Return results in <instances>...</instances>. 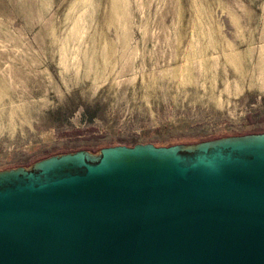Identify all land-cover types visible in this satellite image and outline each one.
I'll list each match as a JSON object with an SVG mask.
<instances>
[{"label":"rangeland","instance_id":"374dc122","mask_svg":"<svg viewBox=\"0 0 264 264\" xmlns=\"http://www.w3.org/2000/svg\"><path fill=\"white\" fill-rule=\"evenodd\" d=\"M264 130V0H0V170Z\"/></svg>","mask_w":264,"mask_h":264},{"label":"water","instance_id":"95a60500","mask_svg":"<svg viewBox=\"0 0 264 264\" xmlns=\"http://www.w3.org/2000/svg\"><path fill=\"white\" fill-rule=\"evenodd\" d=\"M0 264H264V132L2 169Z\"/></svg>","mask_w":264,"mask_h":264},{"label":"trees","instance_id":"16d2710c","mask_svg":"<svg viewBox=\"0 0 264 264\" xmlns=\"http://www.w3.org/2000/svg\"><path fill=\"white\" fill-rule=\"evenodd\" d=\"M259 132H264V130H262V131H256V132H251V133H259ZM210 139H212V138H210ZM205 140H207V139H205ZM200 141H202V140H200Z\"/></svg>","mask_w":264,"mask_h":264}]
</instances>
